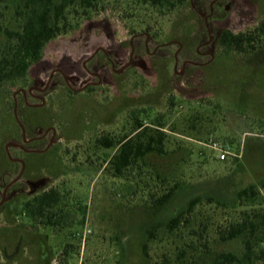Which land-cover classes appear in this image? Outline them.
Listing matches in <instances>:
<instances>
[{
  "label": "rangeland",
  "instance_id": "obj_1",
  "mask_svg": "<svg viewBox=\"0 0 264 264\" xmlns=\"http://www.w3.org/2000/svg\"><path fill=\"white\" fill-rule=\"evenodd\" d=\"M15 2H0V26L16 24ZM79 2L72 29L45 45L19 87L44 90L0 86V264H165L182 249L205 264L241 252L219 231L244 210L264 212V45L228 52L219 34L254 28L264 0H187L174 10L94 0L87 15ZM141 109L147 124L162 119L166 154L114 177L104 161L114 150L96 139L130 132ZM250 184L255 201L240 202L237 192ZM174 185L170 201L154 205ZM51 187L61 193L63 225L35 230L17 210ZM196 196L206 231L161 226L147 240L153 224Z\"/></svg>",
  "mask_w": 264,
  "mask_h": 264
},
{
  "label": "trees",
  "instance_id": "obj_2",
  "mask_svg": "<svg viewBox=\"0 0 264 264\" xmlns=\"http://www.w3.org/2000/svg\"><path fill=\"white\" fill-rule=\"evenodd\" d=\"M8 0H0L7 2ZM94 0H80L78 6L87 15ZM157 9L174 10L184 5L187 0H140ZM76 0H16L13 8V20L16 24L0 26V86L24 87L30 66L42 57L45 45L52 39L66 34L72 29L70 14L78 12ZM219 44L225 51L239 53L250 52L264 45V19L254 28L244 32L225 29L219 34ZM20 84V85H19ZM18 85V86H16ZM173 98H171L172 100ZM173 102V101H172ZM145 109L133 112L134 123L130 132L120 138L102 135L96 144L105 149H113V154H106L104 161L114 177H126L141 164H146V157L154 154H166V132L161 118H155L150 124L144 122L141 114ZM176 191V185L168 188L159 196L152 195L157 206L167 204ZM257 186L247 185L237 192L240 202H254L258 195ZM61 193L51 187L41 189L32 195H26L20 202L17 213L27 218L33 229L38 225L62 227L66 212L61 204ZM202 202L200 196L190 199L187 207L170 218L166 223H155L147 230V240L155 237L157 230L164 226L169 232H178L188 228L190 233L201 235L207 230V224L196 214L195 208ZM82 220L77 224H82ZM196 226V227H195ZM221 241L238 240L241 252L221 251L205 264H260L264 261V212L244 210L241 217L220 228ZM193 245V244H192ZM203 246H207L204 242ZM147 243L143 245L146 252ZM198 248V245H194ZM185 249L177 252L171 262L165 264H195L186 257Z\"/></svg>",
  "mask_w": 264,
  "mask_h": 264
},
{
  "label": "built area",
  "instance_id": "obj_3",
  "mask_svg": "<svg viewBox=\"0 0 264 264\" xmlns=\"http://www.w3.org/2000/svg\"><path fill=\"white\" fill-rule=\"evenodd\" d=\"M174 87L177 88L176 84H174ZM43 90H44L43 88H38L37 84H35V85L29 86L28 88H17L16 91H15V93L17 95L18 94L19 95L26 94L28 96H32V95H34V93H36V91H43ZM180 91L182 92V90H180ZM13 98H14V96H13ZM41 102H43V101H41ZM212 147L215 148V149H218L216 143H213V146ZM220 152L221 153L219 154V157L221 159H223L225 157V152L223 150H220Z\"/></svg>",
  "mask_w": 264,
  "mask_h": 264
}]
</instances>
